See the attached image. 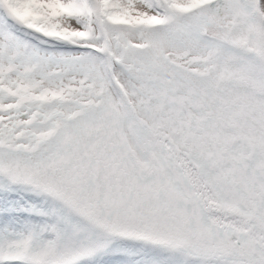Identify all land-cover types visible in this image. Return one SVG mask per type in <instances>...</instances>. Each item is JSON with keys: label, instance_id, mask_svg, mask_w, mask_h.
<instances>
[{"label": "snow or ice", "instance_id": "snow-or-ice-1", "mask_svg": "<svg viewBox=\"0 0 264 264\" xmlns=\"http://www.w3.org/2000/svg\"><path fill=\"white\" fill-rule=\"evenodd\" d=\"M0 264H264V0H0Z\"/></svg>", "mask_w": 264, "mask_h": 264}]
</instances>
